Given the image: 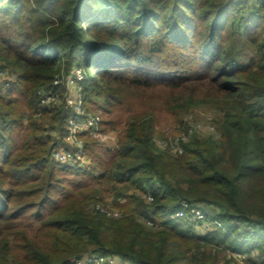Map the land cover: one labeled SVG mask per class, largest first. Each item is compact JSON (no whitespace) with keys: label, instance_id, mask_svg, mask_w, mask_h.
<instances>
[{"label":"trees","instance_id":"16d2710c","mask_svg":"<svg viewBox=\"0 0 264 264\" xmlns=\"http://www.w3.org/2000/svg\"><path fill=\"white\" fill-rule=\"evenodd\" d=\"M76 69L83 116L64 98ZM0 71V264H217L224 249L264 264V0H0ZM155 90L165 116L207 110L214 130L172 154ZM98 110L116 146L87 130L91 164L56 163L69 122ZM109 199L119 218L99 212ZM184 203L221 228L176 219Z\"/></svg>","mask_w":264,"mask_h":264},{"label":"rangeland","instance_id":"374dc122","mask_svg":"<svg viewBox=\"0 0 264 264\" xmlns=\"http://www.w3.org/2000/svg\"><path fill=\"white\" fill-rule=\"evenodd\" d=\"M76 70H79V69H76ZM79 71L81 73V70H79ZM62 84L65 85V83H62ZM62 87H64V86H62ZM65 90H66V95L64 98H67L70 95L73 98L80 96V98L78 100L80 102L81 107L83 106V102L81 99V94H80L79 88L75 85V83H74V85H71L69 87H66V85H65ZM151 91H154V89ZM162 95H164V92L162 90H155L154 93L150 92L148 95H146V98H145V101H148L149 103L153 102L154 107L158 108L157 112L155 113L156 120H154V138L156 140H159V142L162 141L160 143L171 145L176 140L186 139L188 137H193V136H196L199 139H204L211 134L212 130H214V127L211 125L212 114L207 110H205V111L204 110H197L196 112L192 113L188 119L184 120L183 123L176 122V121L174 122L173 119L165 116V114H164L165 112L163 110L165 107L163 106L162 100L160 98V97H162ZM54 96H55V98H54V101L51 100L52 101L51 105H53V107H59V105L62 104L63 99H61L58 95L57 96L54 95ZM96 101H98V100H95V102ZM67 107L71 108L73 113L76 112V109H74L71 105H67ZM135 109L137 110L136 107H135ZM140 111H142V110H140ZM83 115H84V112H83ZM83 115H81V116H83ZM89 116L97 117L99 119L97 126H96V131L95 130L90 131L91 132L90 137L92 139H95L99 143V145H101L103 148L107 147V148L112 149L113 147H115L117 140H118V130L116 129L115 131H111V132L108 131L104 134L100 133L99 131L101 129H100L99 123H100L101 118H102V121H107L108 119L105 118V115H102L100 110H98L94 114L93 113L87 114L85 120ZM104 128L107 131L108 127L106 126ZM104 128H102V129H104ZM84 131L85 130L79 132V134L74 136L73 141L75 140V143H77L76 145L81 146L83 153H84V156L86 158L87 166H88L91 164L90 159H92V158L91 157L89 158L87 156V154H85L84 143L88 142L89 140L86 139V136L79 138L81 136V134L84 133ZM67 135H68V132H67ZM67 135L65 136V141H66L67 145L69 146L68 151H73L75 149L76 145L74 143V145H75L74 146L73 144H71L67 140ZM62 150H64V149H62ZM107 202H108V204L105 205L104 207H99L100 209H102L104 211H99V212L102 214H103V212H105L106 215L110 216V214H111L112 217L119 218L121 216V214L123 213L124 208L116 206L115 203L110 202V199L107 200ZM113 214L117 215V216H113ZM188 220L192 221L191 219H188ZM242 232L245 233L244 231H242ZM242 240L246 241L249 239H248V237H245ZM105 258L107 259L108 257H105ZM216 259H217V264H225L226 261H230V260L234 261L233 264H246L245 259H247V256L241 255L238 253H231L229 250L224 249V250H220L216 254ZM121 261H123V260H121ZM181 264H185V263H181Z\"/></svg>","mask_w":264,"mask_h":264},{"label":"built area","instance_id":"2783aa9c","mask_svg":"<svg viewBox=\"0 0 264 264\" xmlns=\"http://www.w3.org/2000/svg\"><path fill=\"white\" fill-rule=\"evenodd\" d=\"M81 79V73L79 70H75L71 75L65 78V85L69 87L74 85L75 81ZM11 81L8 74L6 72L0 71V82L4 83L6 87L8 83ZM61 80H55L54 85L60 84ZM55 96L50 94H40V105L48 106L51 105L52 101H54ZM80 96L73 98L71 95L66 98V105H71L74 109H76L75 115L81 116L83 115V109L80 105L79 99ZM52 100V101H51ZM99 119L97 117L89 116L86 120L78 122L76 119H72L69 123L67 140L74 145L75 140L74 136L79 134V132L85 130L96 131V126ZM180 140H176L173 144L167 145L162 143L161 145L164 147H168L169 151L172 154L177 155L182 153V149L179 146ZM77 143H75L76 145ZM74 145V146H75ZM52 159L60 164L70 168H84L87 166L86 158L84 156L83 150L80 145H76L73 151L62 150L61 148H57L52 152ZM113 216H117L114 215ZM176 219H191L193 222L201 223L202 225L211 224L213 228H221V225L217 221H211L207 218V211L195 206H190L184 203L180 210L176 211L174 214ZM109 258V259H108ZM101 257L98 255H88L83 257L80 260L75 261V264H128L126 261H121L114 259L112 257Z\"/></svg>","mask_w":264,"mask_h":264}]
</instances>
